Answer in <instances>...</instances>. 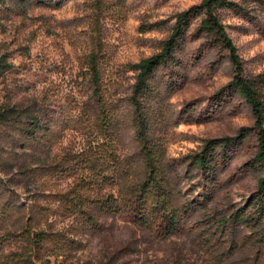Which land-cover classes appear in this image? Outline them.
Listing matches in <instances>:
<instances>
[{
  "label": "rangeland",
  "instance_id": "rangeland-1",
  "mask_svg": "<svg viewBox=\"0 0 264 264\" xmlns=\"http://www.w3.org/2000/svg\"><path fill=\"white\" fill-rule=\"evenodd\" d=\"M202 1L0 0V59L9 65L0 111L30 109L39 125L30 135V118L0 121V264H264L255 132L232 147L213 182L191 163L207 141L256 124L227 89L236 74L228 52L197 33L201 19L176 63L150 81L144 119L130 102L133 66L159 54L177 17ZM229 1L244 13L219 17L264 100V0ZM93 65L108 118L93 95ZM144 144L160 162L175 221L150 201L145 218L138 214L136 191L149 177ZM88 160L111 163V179L90 182ZM97 200L120 206L106 211Z\"/></svg>",
  "mask_w": 264,
  "mask_h": 264
},
{
  "label": "trees",
  "instance_id": "trees-1",
  "mask_svg": "<svg viewBox=\"0 0 264 264\" xmlns=\"http://www.w3.org/2000/svg\"><path fill=\"white\" fill-rule=\"evenodd\" d=\"M46 1V0H40ZM233 11L238 15L244 13V10L240 6L229 0H203L201 4L191 7L189 10L181 13L176 20V23L173 27L172 34L170 38L164 43L162 51L146 60L139 62L133 66L134 71L137 72V81L133 88V96L130 98L131 105L135 110L137 118L144 119L143 116V103L142 101L150 95L154 89L151 86L150 81L154 78L156 72L162 67H168L171 64L176 63V54L181 49L184 38L190 29L191 23L196 19L200 20V25L198 27L197 33L201 36L211 37L215 40L216 45L223 51L228 52L230 62L232 63L235 69V76L232 82L229 84L227 89L231 92L238 94L243 98L249 107L253 111V115L256 120V124L253 128L243 129L241 132L230 138H221L213 139L206 142L203 150L193 156L192 165L198 170L204 177L205 180L213 182L215 180L216 173L220 165H225L229 158V151L233 146L244 142L252 132H255L257 136L258 147L254 159L251 162L252 168L257 171L264 173V100L263 94L260 90L259 82L255 79L248 78L244 74L243 62L241 57L238 54V49L233 43L232 39L228 36L225 26L222 23L219 13L221 11ZM9 65L4 59H0V77L8 71ZM92 78L91 84L93 88V95L97 99L99 105L102 108V114L104 117L108 118L105 105L103 103L102 92L100 89V75L99 69L93 65L92 66ZM227 89H223L221 94L224 93ZM22 117H27L32 120L30 122V130L35 127H38V122L34 117V114L30 109L17 110L7 109L0 111V121L2 123H10L14 120L20 119ZM144 120H139V127L142 128ZM26 131L33 135L32 131ZM143 133V132H142ZM146 157V167L149 173L148 180L146 183L137 189V200L142 202L143 207L138 212L142 220L145 218L144 214L146 212L145 206L149 201L153 202L152 207L162 209L163 214H169L172 216V220L175 221L178 219L179 210L176 209L172 203L168 200V196L165 192H160L159 188H162V184H159L158 175L162 172L161 165L159 160L155 157L154 150L144 144L142 148ZM150 149V150H149ZM88 160V166L93 171L95 176L90 178V182L98 183L96 178L111 179L107 174V169L111 163L104 161V164L99 167L95 161ZM98 175V176H97ZM159 185V186H158ZM261 190H264V178L260 182ZM156 188V189H155ZM158 188V189H157ZM152 191V192H151ZM115 203L117 202L116 198H112ZM95 203L99 205L100 208L116 212L118 210L116 204L113 201H99ZM256 204L259 206V211L262 217H264V203L263 199H257ZM143 209V210H142ZM137 214V215H138ZM142 214V215H141ZM237 217V216H236ZM239 223H247L248 218L242 217L241 219L236 218ZM174 224V223H173ZM262 237L264 238V229L262 230ZM40 238L34 239L32 244L39 246ZM41 249L42 246H39ZM33 255V254H32ZM28 257V256H27ZM33 258L24 259L20 264H35L32 261Z\"/></svg>",
  "mask_w": 264,
  "mask_h": 264
}]
</instances>
